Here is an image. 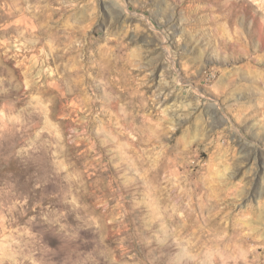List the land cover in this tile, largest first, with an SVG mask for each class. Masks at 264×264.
I'll return each instance as SVG.
<instances>
[{
  "label": "rangeland",
  "instance_id": "rangeland-1",
  "mask_svg": "<svg viewBox=\"0 0 264 264\" xmlns=\"http://www.w3.org/2000/svg\"><path fill=\"white\" fill-rule=\"evenodd\" d=\"M0 264H264V0H0Z\"/></svg>",
  "mask_w": 264,
  "mask_h": 264
}]
</instances>
